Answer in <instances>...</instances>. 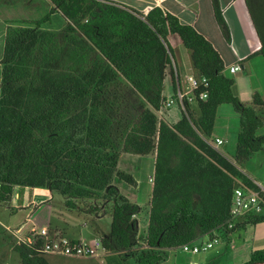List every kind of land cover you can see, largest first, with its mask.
<instances>
[{
	"label": "trees",
	"instance_id": "obj_1",
	"mask_svg": "<svg viewBox=\"0 0 264 264\" xmlns=\"http://www.w3.org/2000/svg\"><path fill=\"white\" fill-rule=\"evenodd\" d=\"M49 1L53 7L43 18L9 23L5 29L0 204L10 202L14 186L46 189L66 198L69 210L92 215L104 212L98 200L111 203L110 232L101 237L102 248L137 264H159L166 250L203 236L211 239L214 231L224 236L264 223L263 212L231 229L226 225L234 189H256L241 167L264 145V134L257 135L264 128L259 113L264 98L254 93L250 104L242 103L212 45L158 7L143 15L107 0ZM211 1L229 42L218 1ZM244 1L260 43L258 55L264 58V0ZM55 12L67 24L61 30L45 29ZM170 35L190 53L195 76L207 80V87L195 92L206 93L204 100L196 99L199 116H192L185 101V112L175 123L157 113L167 73L172 95L176 91ZM224 104L238 116L232 159L204 140L211 137ZM121 155L154 158L143 235L134 218L139 207L114 184L135 185L130 174L117 169ZM42 246L41 238L33 236L32 243H17L13 250L19 264H48ZM245 264H264V249L252 251Z\"/></svg>",
	"mask_w": 264,
	"mask_h": 264
},
{
	"label": "crops",
	"instance_id": "obj_2",
	"mask_svg": "<svg viewBox=\"0 0 264 264\" xmlns=\"http://www.w3.org/2000/svg\"><path fill=\"white\" fill-rule=\"evenodd\" d=\"M107 1L131 8L139 13H142L143 15L147 14L154 7H158L176 17L179 23L191 26L199 34H201L217 51L223 61V73L225 75H237L239 74L240 70H244V66L242 64L247 62L251 63L254 60H261L259 61V66L260 72L263 74V78L256 82L255 80L251 81L250 76L247 88L239 90L237 95L245 104H250L252 95L254 93H258L259 91H262V94H258L264 98V84L262 83L264 79V58L261 55H258L260 43L256 36L244 0H217L221 15L228 27L229 42H226L222 37L214 16L211 0ZM23 7L24 9L26 8V11L28 10V12L31 8L37 9L44 7L45 14L40 16L39 19H41L49 13L53 6L49 0H0V58L3 53L5 29L9 23L27 20H39L31 13H27L26 15L28 16H17V14L13 17L10 16L11 14H15V11H12L13 9ZM66 24V20L58 12H55L51 15L50 23L45 25L44 28L56 31L64 28ZM173 36L175 35H170L167 39L172 50L173 74L177 83L176 88L185 91L187 89V84L185 81L186 77L189 75L195 76V72L191 66L190 53L181 46L179 39L174 43ZM233 65H238L240 67V70L234 74L229 73L228 71V68ZM233 82V88H236L237 85L241 83V76L239 75L236 77ZM166 85H168L167 90ZM165 90L167 91V94H165ZM172 91L171 77L167 73L164 79L163 96H171L173 93ZM173 108L175 107H172L171 109ZM190 111L195 119L199 116V110L197 108L196 102L190 104ZM238 132L239 125L235 134L236 136ZM258 133L259 131H257V134ZM216 138L222 140L220 136H215L214 138L210 137L209 139L214 140ZM224 143L225 142L223 140L222 145ZM221 146H219L218 151L223 154L220 150ZM223 155L225 156V154ZM151 178L152 177L149 178V182L152 184L153 182L150 181ZM133 179L135 181V185L128 187L136 190V180L134 177ZM116 186L118 187V185ZM151 190L152 186L150 191L148 190V193L145 194V200H142L143 198H140L139 196L135 197L134 191L132 192V195H134L133 200L128 199V197L125 196L131 204L138 206L140 209L139 214L134 217L137 220L138 230L139 226L141 225L143 215L145 216V227L147 225ZM65 201L66 198L63 196L51 193L46 189L14 186L10 202L7 204H0V264H19L18 256L13 250V247L16 245V240L14 237V233L16 231H21L23 235L28 236L31 232V229L38 231L44 228L47 229L50 234L64 236L78 242H91L96 239L100 240L101 237L109 234L111 224L110 208L107 209V207L104 206V212H98L97 215H92L85 212H80L78 210H69L65 206ZM90 202L94 203L93 200H90ZM139 202L145 203L146 206L144 209H142ZM85 203L89 202L85 201ZM248 228L252 230L251 235L254 237H247ZM241 230L244 231V237H240L241 245L239 248L244 245L248 247L250 249L248 250V255H250V253L254 250L264 249V223L247 225ZM236 231L239 230H235L233 233ZM231 236L232 235H230V233L225 235L223 239L225 242L224 246L225 249H227L229 246L231 250H235V246L231 244ZM203 242L204 241L200 239L197 243L200 244ZM254 245L255 247H253ZM112 254L113 253H107L103 250L100 251V256L98 258H64H68L69 264H137L133 259L124 260L119 254H115L118 256V259L116 257H111ZM55 257L57 258L63 256H44L48 264H52L51 261H53ZM209 261L207 260L206 262ZM159 264H164V262ZM193 264L197 263L193 262Z\"/></svg>",
	"mask_w": 264,
	"mask_h": 264
},
{
	"label": "rangeland",
	"instance_id": "obj_3",
	"mask_svg": "<svg viewBox=\"0 0 264 264\" xmlns=\"http://www.w3.org/2000/svg\"><path fill=\"white\" fill-rule=\"evenodd\" d=\"M12 11H15V14H11V17L16 16V14L17 16H22L26 15L27 13H31L34 17L39 19L40 16L45 14L44 7H40L37 9L31 8L29 12L28 10L26 11V8L24 9V7L17 9L15 8ZM175 41H178V38L176 36H173V42L175 43ZM259 61L261 60H254L251 63L247 62L245 64H242L244 66V70H240L239 74L237 75H226L231 80H235V78L239 75L241 76V83L237 85L236 88H233V92L235 93V95H237V92L239 90L247 88L250 76L251 81L255 80L256 82L259 79L263 78V74L260 72ZM262 83L264 84V79ZM167 86L168 85H166V90ZM261 92L262 91H259L258 93L262 94ZM165 94H167V91ZM241 102L244 103L243 101ZM157 113L160 117H163L164 115L168 123H174L180 118V110L178 106L171 110H164L162 108ZM259 113L264 114V111L260 110ZM216 116L215 128L211 137L214 138L215 136H220L222 138V141L224 140L225 143L220 147V150L223 154H225V157L231 159L233 158L235 152V134L238 130V116L234 113L231 106L226 104L220 106ZM258 131L259 133L257 135L264 134V128ZM153 160L154 159L152 155L146 157L132 155L120 156L117 169L119 171H123L124 173H130L135 178L137 184L135 190L131 187H128V185L124 184L123 182H114V184L118 185L121 194L128 197V199L133 200L134 195H132V192L134 191L135 197L139 196L140 198H143L142 200H145L144 196L146 193H148V190L150 191L152 186V184L149 182V178L152 177L153 174ZM241 170L246 176L253 179L254 181L264 182V145L262 146L260 151L254 153L246 162H244ZM97 203L98 206H106L107 209L110 208L111 205V203L104 204L103 200L101 199L100 201L98 200ZM139 204L142 209H144L146 206L144 202H139ZM145 228V216L143 215L138 234L143 235L145 233ZM32 231L35 230L31 229V232ZM251 231L252 230L248 228V238L254 237L251 235ZM230 235H232L231 244L235 246V250H231L229 246L227 249H225V242L223 240L225 235L223 236V234H221L220 238L218 239V243L215 244L214 248L211 250L199 253L197 255H192L191 253L182 252L180 248L170 249L165 251V260L163 262L164 264H193V262L197 264H245L249 260L248 250L250 249L245 245L239 248V246L241 245L240 237H244V231L239 230L234 233L231 232ZM200 239L204 241L203 243H206L209 240L207 236H203ZM197 242L198 240L195 241L194 244H198ZM140 247H143V245H140ZM253 247H255V245ZM111 257H116L118 259V256L115 254H112ZM207 260L210 261L206 262ZM51 262L52 264H69L68 258L64 257H55V259Z\"/></svg>",
	"mask_w": 264,
	"mask_h": 264
},
{
	"label": "built area",
	"instance_id": "obj_4",
	"mask_svg": "<svg viewBox=\"0 0 264 264\" xmlns=\"http://www.w3.org/2000/svg\"><path fill=\"white\" fill-rule=\"evenodd\" d=\"M240 70L238 65H233L228 68L229 73H236ZM187 89L182 91L176 88L175 94L169 97H165L162 102V108L164 110H170L172 107H179V110L185 112V101L188 104H192L198 100H204L206 93H200L198 96L195 92L200 88L207 87V80L205 78L189 75L185 79ZM214 149L218 150L222 145L221 139L211 140L209 138L204 139ZM153 182L152 178L150 180ZM256 189L251 190L243 187H236L232 195V203L230 207L229 220L226 222L227 229L233 228L237 223L244 220L249 215L262 214L264 209L262 208L264 198V182L253 181ZM222 230V228H220ZM213 236L206 243L194 244L189 243L179 247L182 252L199 254L206 252L214 247L218 243V239L221 236V232L214 231ZM38 236L43 241L42 254L43 255H55L71 258H98L100 251H103L101 241L99 239L91 242H78L73 241L67 237L53 235L47 229H40L38 231H32L28 236L23 235L21 231H16L14 237L16 244L20 242L32 243V237Z\"/></svg>",
	"mask_w": 264,
	"mask_h": 264
}]
</instances>
